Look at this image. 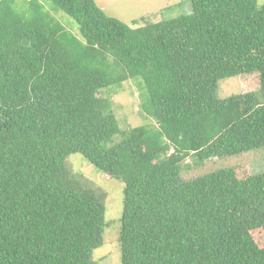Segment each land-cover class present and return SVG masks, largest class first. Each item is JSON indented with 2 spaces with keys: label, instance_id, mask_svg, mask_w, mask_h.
I'll list each match as a JSON object with an SVG mask.
<instances>
[{
  "label": "trees",
  "instance_id": "16d2710c",
  "mask_svg": "<svg viewBox=\"0 0 264 264\" xmlns=\"http://www.w3.org/2000/svg\"><path fill=\"white\" fill-rule=\"evenodd\" d=\"M51 2L0 0V264H95L105 206L69 172L72 155L125 185L121 264H264L238 219L264 217V172L181 176L188 159L264 150V4L193 0L134 28L95 0ZM252 74L256 93L218 96L221 80ZM129 79L155 125L122 131L99 97Z\"/></svg>",
  "mask_w": 264,
  "mask_h": 264
},
{
  "label": "rangeland",
  "instance_id": "374dc122",
  "mask_svg": "<svg viewBox=\"0 0 264 264\" xmlns=\"http://www.w3.org/2000/svg\"><path fill=\"white\" fill-rule=\"evenodd\" d=\"M48 0H42L43 3ZM193 0H95L105 13L128 26L139 28L158 23L165 19L191 13ZM51 2V0H50ZM21 3V0H18ZM260 6L264 0H258ZM52 4V2H51ZM53 5V4H52ZM49 7V5H47ZM59 22L72 34L82 39L76 21L62 11L54 13ZM137 22V25H133ZM140 82V81H139ZM139 83L133 79L121 82L116 86L104 89L99 97L108 101L114 110L122 131L155 125V120L149 115L152 106L145 104L143 92L138 88ZM218 96L227 99L256 93L260 89L259 78L256 74L242 75L224 79L218 83ZM235 168L238 176L243 179L252 174L264 172V150L246 153L234 158L211 159L205 163H197L188 159L182 164L181 176L185 181H191L220 168ZM67 168L74 178L79 179L83 186L94 190L102 196L105 206L103 246L93 253L95 264H121L120 230L124 209L123 182L112 179L99 172L81 155H72L67 159ZM263 212L254 207L248 208L238 215L241 222L252 233L253 238L261 247L264 246V226L256 219L264 218Z\"/></svg>",
  "mask_w": 264,
  "mask_h": 264
}]
</instances>
